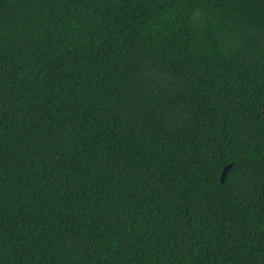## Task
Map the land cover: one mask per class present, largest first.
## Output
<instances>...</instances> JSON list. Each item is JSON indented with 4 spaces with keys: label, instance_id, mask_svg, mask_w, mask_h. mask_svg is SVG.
Segmentation results:
<instances>
[{
    "label": "trees",
    "instance_id": "obj_1",
    "mask_svg": "<svg viewBox=\"0 0 264 264\" xmlns=\"http://www.w3.org/2000/svg\"><path fill=\"white\" fill-rule=\"evenodd\" d=\"M263 104L264 0H0V264H264Z\"/></svg>",
    "mask_w": 264,
    "mask_h": 264
},
{
    "label": "water",
    "instance_id": "obj_2",
    "mask_svg": "<svg viewBox=\"0 0 264 264\" xmlns=\"http://www.w3.org/2000/svg\"><path fill=\"white\" fill-rule=\"evenodd\" d=\"M263 115H264V104H263ZM232 163L228 164L227 166H225L223 172H222V177H221V180L224 181L225 180V177L227 175V172L229 170V168L231 167Z\"/></svg>",
    "mask_w": 264,
    "mask_h": 264
}]
</instances>
